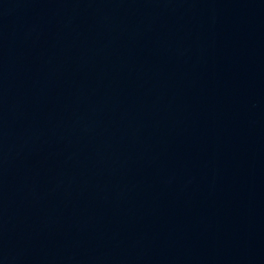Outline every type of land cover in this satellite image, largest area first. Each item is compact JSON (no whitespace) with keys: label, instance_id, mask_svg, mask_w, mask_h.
<instances>
[{"label":"water","instance_id":"obj_1","mask_svg":"<svg viewBox=\"0 0 264 264\" xmlns=\"http://www.w3.org/2000/svg\"><path fill=\"white\" fill-rule=\"evenodd\" d=\"M0 264H264V0H0Z\"/></svg>","mask_w":264,"mask_h":264}]
</instances>
